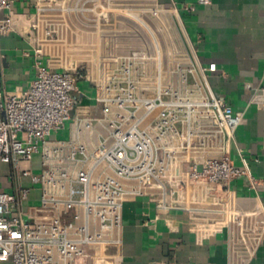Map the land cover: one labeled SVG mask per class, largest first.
Wrapping results in <instances>:
<instances>
[{"label":"crops","instance_id":"1","mask_svg":"<svg viewBox=\"0 0 264 264\" xmlns=\"http://www.w3.org/2000/svg\"><path fill=\"white\" fill-rule=\"evenodd\" d=\"M8 15L12 29L0 34V90L22 93L40 64L76 75L70 119L51 141L72 139L88 149L100 141L112 115H103L97 97L114 77L147 95L159 74L161 89L199 100L213 93L239 116L226 146L231 162L245 165L254 182L242 175L175 195L166 190L160 209L125 181L120 225L105 235L102 248H89L75 264H264V230L257 242L232 226L203 230L227 210L250 214L249 223L264 220V0H16L9 11L0 10V18ZM175 52L182 54L178 66ZM155 117L142 129L157 147L164 142L152 128ZM84 119L102 122L85 129ZM37 168L38 154L17 167L0 163V190L29 186L20 173ZM28 206L23 202L21 209Z\"/></svg>","mask_w":264,"mask_h":264},{"label":"built area","instance_id":"2","mask_svg":"<svg viewBox=\"0 0 264 264\" xmlns=\"http://www.w3.org/2000/svg\"><path fill=\"white\" fill-rule=\"evenodd\" d=\"M15 1L0 0V10L9 11ZM11 29V17L0 18V34ZM175 54L178 66L182 54ZM120 70L125 73L126 65ZM158 78L147 95L133 82L122 84L115 77L102 86L97 100L112 122L92 149L72 139L50 140L70 119L76 90L73 72L40 64L22 93L0 90V163L17 167L40 156L38 172L20 173L29 186L0 190V264H75L88 256L89 248H102L108 242L105 235L121 223L128 194L125 181L135 183L134 195L150 197L160 209L166 206V190L175 195L242 175L254 182L249 169L236 167L228 154L226 143L239 124L232 107L213 93L199 100L172 87L163 90ZM151 114L156 115L152 128L164 142L157 147L142 129ZM101 122L81 123L89 129ZM67 162L82 166L72 168ZM33 185L39 188V202L23 211ZM224 216L208 221L203 230L232 226L256 242L264 230V220L248 222L250 214L227 210Z\"/></svg>","mask_w":264,"mask_h":264},{"label":"rangeland","instance_id":"3","mask_svg":"<svg viewBox=\"0 0 264 264\" xmlns=\"http://www.w3.org/2000/svg\"><path fill=\"white\" fill-rule=\"evenodd\" d=\"M37 169H36V171H37ZM38 171H39V169H38ZM7 186H9V185H8V183H6V180L4 178L3 183H2V187L6 188ZM39 194H40V191H39L38 186L33 185V188L31 189V192H30L29 197H28V201H25L24 204H28L30 206L37 205L39 202Z\"/></svg>","mask_w":264,"mask_h":264},{"label":"bare ground","instance_id":"4","mask_svg":"<svg viewBox=\"0 0 264 264\" xmlns=\"http://www.w3.org/2000/svg\"><path fill=\"white\" fill-rule=\"evenodd\" d=\"M101 7H102V6H101ZM101 9H102V12H101V13H102V14H103V13L105 14L107 9H106L105 7H102Z\"/></svg>","mask_w":264,"mask_h":264}]
</instances>
